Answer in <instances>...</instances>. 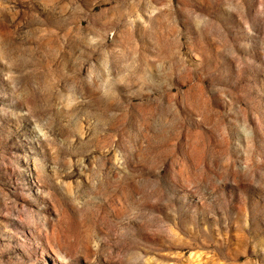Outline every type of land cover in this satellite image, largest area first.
<instances>
[{"label": "rangeland", "instance_id": "1", "mask_svg": "<svg viewBox=\"0 0 264 264\" xmlns=\"http://www.w3.org/2000/svg\"><path fill=\"white\" fill-rule=\"evenodd\" d=\"M0 264H264V0H0Z\"/></svg>", "mask_w": 264, "mask_h": 264}]
</instances>
